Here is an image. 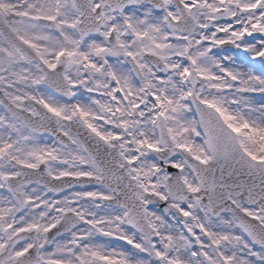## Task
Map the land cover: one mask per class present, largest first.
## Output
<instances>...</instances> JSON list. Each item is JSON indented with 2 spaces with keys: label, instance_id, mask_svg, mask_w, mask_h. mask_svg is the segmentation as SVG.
<instances>
[{
  "label": "snow or ice",
  "instance_id": "obj_1",
  "mask_svg": "<svg viewBox=\"0 0 264 264\" xmlns=\"http://www.w3.org/2000/svg\"><path fill=\"white\" fill-rule=\"evenodd\" d=\"M0 264H264V0H0Z\"/></svg>",
  "mask_w": 264,
  "mask_h": 264
}]
</instances>
